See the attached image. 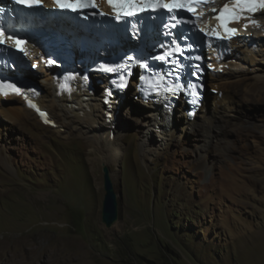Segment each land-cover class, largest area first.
Listing matches in <instances>:
<instances>
[{"label":"rangeland","instance_id":"1","mask_svg":"<svg viewBox=\"0 0 264 264\" xmlns=\"http://www.w3.org/2000/svg\"><path fill=\"white\" fill-rule=\"evenodd\" d=\"M236 36L241 46L253 40ZM261 37L252 60L228 61L233 74L222 77L237 76L241 86L225 84L234 99L221 107L210 135L182 132L176 109L174 136L145 160L141 144L157 147L161 137L150 129L152 108L133 90L113 104L112 120L124 135L114 164L92 166L87 140L77 131L48 126L19 109L13 115L0 110V242H10L6 252L12 241L28 238L40 256L48 242L61 241L66 251L82 244L92 264H264V96L257 99L254 90L259 82L264 89ZM103 86L95 82L101 92ZM104 167L117 194L118 215L109 227L101 221Z\"/></svg>","mask_w":264,"mask_h":264},{"label":"bare ground","instance_id":"2","mask_svg":"<svg viewBox=\"0 0 264 264\" xmlns=\"http://www.w3.org/2000/svg\"><path fill=\"white\" fill-rule=\"evenodd\" d=\"M226 3L231 6L232 0H207V2L202 5L198 12L206 17V20L203 22L204 27H208L212 24L211 18L212 14H214L213 9L219 10ZM251 21H256L257 23H252ZM51 23L52 21L46 26L53 27ZM245 25H247V27H245ZM233 26L237 27L238 33L236 32V35L249 33L253 41H256V45L258 43L260 44L262 42L261 36L264 35V9H258L255 14L252 13L248 15L239 23H234ZM61 33H63V31H61ZM232 38L233 37H230L228 39V44L232 47V55L230 57L236 58L237 61L252 60L257 51H260L256 48V45L241 46L240 39H237V37ZM235 44H238V46H235ZM25 52L27 54L32 53L28 50ZM33 59L38 60V56L35 54ZM16 63V67L18 68L17 71H21L22 75L26 76L23 77V79H26L29 75L28 72L32 73L27 68L32 61L28 60L27 62L25 57L18 54ZM225 64L226 62L211 63L210 66L213 70L207 75L211 88L219 89L222 92L221 95L216 91L217 94L211 95L209 99L206 97L193 120L188 119L184 112L181 111L178 115H181L180 118L182 117L183 120V124L180 127L182 132L186 133L191 129L209 136L214 126V121L222 111L221 107L228 102L231 103V99H234L232 94H230L232 96L229 95L231 90L230 88H225V84L227 85L232 82L234 87H239L241 86V81L237 76H235L232 81H226L227 79L222 77L232 76L233 74V70H227ZM38 67L42 69L41 72H39L40 70L38 71L40 76L38 80L41 78L39 82L46 81L45 85L48 87L51 95L47 94V88L44 90L40 83H33V92L31 94L38 104L34 105L31 103V108L27 106L25 101H32L29 96L26 98L15 96L0 97V110L2 115H13V113H17L19 109L23 116L33 114V116L35 115L37 117L36 120L48 124V126H57L59 130L63 128L62 126H65L70 129V134H72L73 131H77L79 135L87 140V145L89 146L88 153L92 155L90 156L92 166H96L100 160L110 164L116 163L122 155L121 140L124 135L120 132L119 126L114 125L115 123L112 120L116 116V110L118 108V106L116 107V105L113 104L122 101V96H125L124 91L117 96L118 99L116 101L106 100L105 93L99 90L97 92V87L93 89L84 87L83 83L80 81L77 67H73V71H71V73L75 75V78L69 79L71 81L69 88L62 90L59 87L62 86V81L54 78V69L42 68L41 66ZM253 68L255 70L257 66L253 65ZM219 71L221 73H219ZM255 76H257V73ZM258 76L260 77V75ZM97 81L102 83L104 78H100ZM92 86L94 85L92 84ZM106 86L108 85L105 84L104 87ZM63 87L65 88L66 86ZM254 90H256L257 99L260 94L264 96V89L260 86V82L256 85ZM16 99L19 100V104H9V100L13 101ZM245 101L246 103L249 102L247 99ZM148 106L154 110L147 113L150 116L149 121H151L150 129L159 132L161 143H159L157 147H152L151 144L149 145L144 141L140 147L141 157L144 160L150 158L151 155L153 156V154L157 152L159 153V149L166 148L169 144V140L174 136V130L176 128L172 121V117L167 115L168 108H159L153 103H150ZM20 113L19 115H21ZM41 113L45 115H41ZM101 117L105 120L103 123L104 128L102 127L103 125L99 124V119ZM198 117H200V119L197 120ZM93 152L96 154L93 155ZM27 239L28 238L12 241L13 245L12 248H9V252H6V248L10 246V242L7 240L0 242V254H3L4 251L6 252L4 255L5 258L0 257V264H92L91 257L85 251V247L82 244L76 245L73 250L70 249L72 248L70 247V250L66 251L65 248H63V242H48L44 244V247L39 249L43 252L42 256H40V254L34 252L33 247ZM39 259H42V261H39Z\"/></svg>","mask_w":264,"mask_h":264},{"label":"snow or ice","instance_id":"3","mask_svg":"<svg viewBox=\"0 0 264 264\" xmlns=\"http://www.w3.org/2000/svg\"><path fill=\"white\" fill-rule=\"evenodd\" d=\"M16 4L25 5L28 8L33 7H41L42 6V0H14ZM55 5L58 9L61 10H71L73 12H79L85 9L89 8H95V0H53ZM207 0H107V3L110 5V7L113 9V12L115 13L114 19L116 21L125 20L129 17H135L138 16L141 13L145 12H158L161 10L166 11L169 14H172L170 16L171 19H177V16L181 12H186L188 14H191L193 16H196L197 14V7L201 4L206 3ZM258 9H264V0H232L231 6L229 4H224V6L219 10V14L215 16V19L218 20L219 24L218 27L223 28L224 31L229 34V38L231 35L235 34L236 29L229 27L228 25L233 22V20H238L242 18L241 14L243 12H249L255 14ZM0 11H3L0 9ZM216 9H213V12H215ZM100 15H105V13H99ZM198 18V17H197ZM180 22H189V21H180ZM252 23H257L256 21H251ZM176 25L173 24L172 27H175ZM195 26V25H194ZM167 27V25L165 26ZM247 27V25H245ZM200 31H203V29H200ZM206 35H209L211 37H214L216 39H223L224 37L220 35L219 32L213 30L211 33H206ZM4 37H5V30L0 28V44L4 43ZM8 39H14L15 46L18 51L23 52L24 48L23 45L26 43V41L9 36ZM177 50H179V47H177ZM171 55V53H168L166 55H161L159 57H156L160 60H167L168 56ZM133 57H128V60H133ZM46 63L52 64L55 63L53 60H48ZM35 67V65H32ZM142 67L147 68L146 64L141 65ZM103 70L112 72L116 69L109 66V65H103ZM119 67H124V65H120ZM123 87V85H120ZM5 89H11L17 93L20 92V89L12 83H5L3 81H0V92H4V94H7ZM182 89V85L175 84L169 85L165 88L166 92L175 94L176 92L180 91ZM195 96L196 94L193 93ZM195 99L193 100V103H195ZM41 115H45L44 113H41Z\"/></svg>","mask_w":264,"mask_h":264},{"label":"clouds","instance_id":"4","mask_svg":"<svg viewBox=\"0 0 264 264\" xmlns=\"http://www.w3.org/2000/svg\"><path fill=\"white\" fill-rule=\"evenodd\" d=\"M226 65L227 66L225 68H228L229 67V62L228 61H226ZM210 72L211 71L206 72L203 75L202 88L200 90L201 91V96L198 97V100L195 103L192 102L190 104H187V101L184 100V97L180 96L179 99H177V100L172 97L173 98L172 102L168 100L167 101L168 103L167 102L166 103L159 102V103H153V104L157 105L159 108H168L167 115L172 117V121H173V119L175 117L176 109H179L178 112H177L178 114L181 113V111H183L188 119L193 120L194 116L198 113L199 109L201 108L202 104L204 103L206 97H207V99H209L212 94L216 93V91H218L219 95H221V93H222L219 89H213V88H209L207 86V80H208V76L207 75H209ZM219 73H221V72H219ZM136 98L138 99V101H140L143 104H145L142 99H139L137 96H136ZM193 104L199 105L198 109H197V112L194 115H189V112H190L189 110H190V108L193 107Z\"/></svg>","mask_w":264,"mask_h":264},{"label":"water","instance_id":"5","mask_svg":"<svg viewBox=\"0 0 264 264\" xmlns=\"http://www.w3.org/2000/svg\"><path fill=\"white\" fill-rule=\"evenodd\" d=\"M104 197L102 201L101 221L109 227L117 219V194L113 189L108 171L103 168Z\"/></svg>","mask_w":264,"mask_h":264}]
</instances>
